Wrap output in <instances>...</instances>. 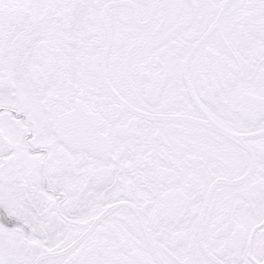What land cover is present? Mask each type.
I'll list each match as a JSON object with an SVG mask.
<instances>
[{
  "label": "snow or ice",
  "instance_id": "1",
  "mask_svg": "<svg viewBox=\"0 0 264 264\" xmlns=\"http://www.w3.org/2000/svg\"><path fill=\"white\" fill-rule=\"evenodd\" d=\"M0 264H264V0H0Z\"/></svg>",
  "mask_w": 264,
  "mask_h": 264
}]
</instances>
